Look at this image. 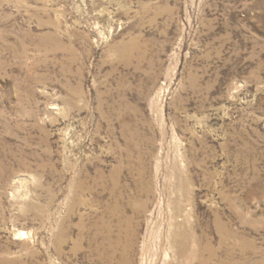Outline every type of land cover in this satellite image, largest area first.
Segmentation results:
<instances>
[{
	"label": "rangeland",
	"instance_id": "374dc122",
	"mask_svg": "<svg viewBox=\"0 0 264 264\" xmlns=\"http://www.w3.org/2000/svg\"><path fill=\"white\" fill-rule=\"evenodd\" d=\"M0 264H264V0H0Z\"/></svg>",
	"mask_w": 264,
	"mask_h": 264
},
{
	"label": "bare ground",
	"instance_id": "6f19581e",
	"mask_svg": "<svg viewBox=\"0 0 264 264\" xmlns=\"http://www.w3.org/2000/svg\"><path fill=\"white\" fill-rule=\"evenodd\" d=\"M179 229V228H178ZM184 229V228H183ZM176 234H178V233H176ZM185 235H187V234H185ZM182 237V236H181ZM179 239V238H178ZM176 240V239H175ZM196 240V239H195ZM190 241V240H189ZM194 241V240H193ZM184 243V242H183ZM186 251V250H185Z\"/></svg>",
	"mask_w": 264,
	"mask_h": 264
}]
</instances>
